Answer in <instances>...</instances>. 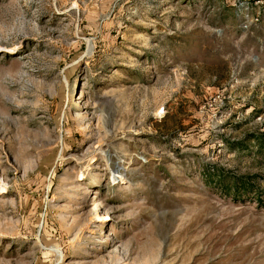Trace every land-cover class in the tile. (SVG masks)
Segmentation results:
<instances>
[{"label":"rangeland","instance_id":"obj_1","mask_svg":"<svg viewBox=\"0 0 264 264\" xmlns=\"http://www.w3.org/2000/svg\"><path fill=\"white\" fill-rule=\"evenodd\" d=\"M0 264H264V0H0Z\"/></svg>","mask_w":264,"mask_h":264},{"label":"trees","instance_id":"obj_2","mask_svg":"<svg viewBox=\"0 0 264 264\" xmlns=\"http://www.w3.org/2000/svg\"><path fill=\"white\" fill-rule=\"evenodd\" d=\"M234 184H235L236 189H237V190L235 189L236 194L246 193V192H249L252 190V186L250 185L251 183H245V182L240 183L239 179H236L234 181Z\"/></svg>","mask_w":264,"mask_h":264}]
</instances>
